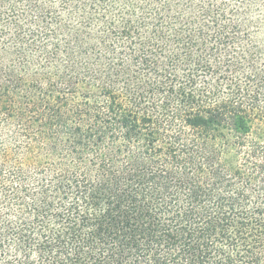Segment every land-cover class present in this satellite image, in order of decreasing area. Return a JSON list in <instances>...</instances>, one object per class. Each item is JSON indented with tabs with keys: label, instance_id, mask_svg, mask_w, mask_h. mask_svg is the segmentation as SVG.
Returning a JSON list of instances; mask_svg holds the SVG:
<instances>
[{
	"label": "trees",
	"instance_id": "trees-1",
	"mask_svg": "<svg viewBox=\"0 0 264 264\" xmlns=\"http://www.w3.org/2000/svg\"><path fill=\"white\" fill-rule=\"evenodd\" d=\"M0 264H264V0H0Z\"/></svg>",
	"mask_w": 264,
	"mask_h": 264
}]
</instances>
